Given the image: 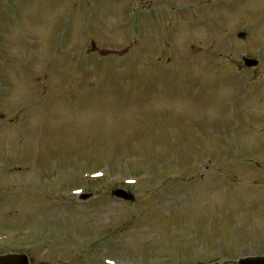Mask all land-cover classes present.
<instances>
[{
	"label": "rangeland",
	"instance_id": "1",
	"mask_svg": "<svg viewBox=\"0 0 264 264\" xmlns=\"http://www.w3.org/2000/svg\"><path fill=\"white\" fill-rule=\"evenodd\" d=\"M100 169L152 173L123 219ZM237 229L264 249V0H0V237L172 264Z\"/></svg>",
	"mask_w": 264,
	"mask_h": 264
},
{
	"label": "water",
	"instance_id": "2",
	"mask_svg": "<svg viewBox=\"0 0 264 264\" xmlns=\"http://www.w3.org/2000/svg\"><path fill=\"white\" fill-rule=\"evenodd\" d=\"M123 194L124 193H121L119 196H124V197L129 198V196L123 195ZM9 261H19V262H24L25 264L27 263V260L25 256L23 255H20V256L9 255V256L0 257V263L1 262L8 263Z\"/></svg>",
	"mask_w": 264,
	"mask_h": 264
},
{
	"label": "flooded vegetation",
	"instance_id": "3",
	"mask_svg": "<svg viewBox=\"0 0 264 264\" xmlns=\"http://www.w3.org/2000/svg\"><path fill=\"white\" fill-rule=\"evenodd\" d=\"M216 258H217L216 256H212V255H208L204 257L205 261L210 262V263H216L215 261Z\"/></svg>",
	"mask_w": 264,
	"mask_h": 264
}]
</instances>
